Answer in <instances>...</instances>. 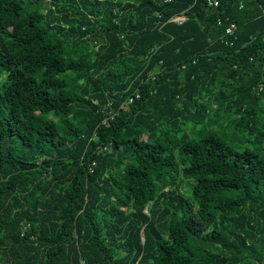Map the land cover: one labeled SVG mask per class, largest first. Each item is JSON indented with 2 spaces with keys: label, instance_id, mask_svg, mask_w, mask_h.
I'll return each instance as SVG.
<instances>
[{
  "label": "trees",
  "instance_id": "obj_1",
  "mask_svg": "<svg viewBox=\"0 0 264 264\" xmlns=\"http://www.w3.org/2000/svg\"><path fill=\"white\" fill-rule=\"evenodd\" d=\"M217 1L0 0V264H264V0Z\"/></svg>",
  "mask_w": 264,
  "mask_h": 264
},
{
  "label": "built area",
  "instance_id": "obj_2",
  "mask_svg": "<svg viewBox=\"0 0 264 264\" xmlns=\"http://www.w3.org/2000/svg\"><path fill=\"white\" fill-rule=\"evenodd\" d=\"M208 6L210 7H215L218 5V1L217 0H206ZM187 17L186 15H184V13H180V14H176L174 17H172V20L178 24L181 25L182 23H184V21H186ZM217 24H221V21L219 20L217 22ZM236 29V24L234 22H229V24L227 25V27L225 28V33L227 35H233L234 31Z\"/></svg>",
  "mask_w": 264,
  "mask_h": 264
}]
</instances>
